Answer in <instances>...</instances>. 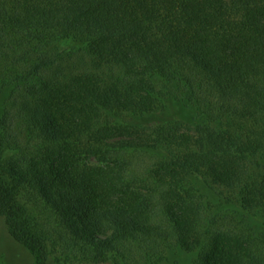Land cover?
<instances>
[{
    "label": "trees",
    "instance_id": "trees-1",
    "mask_svg": "<svg viewBox=\"0 0 264 264\" xmlns=\"http://www.w3.org/2000/svg\"><path fill=\"white\" fill-rule=\"evenodd\" d=\"M64 39L86 46L91 67L33 82L54 64L41 47ZM10 89L0 227L37 264L52 250L55 264H160L167 249L191 264H264V239L252 227L212 228L186 184L209 180L262 218L264 0H0V95ZM168 96L196 108L192 132L117 118L168 107ZM137 153L159 156L153 181L130 170ZM84 155L102 167L79 165ZM26 193L49 224L22 203Z\"/></svg>",
    "mask_w": 264,
    "mask_h": 264
},
{
    "label": "rangeland",
    "instance_id": "rangeland-1",
    "mask_svg": "<svg viewBox=\"0 0 264 264\" xmlns=\"http://www.w3.org/2000/svg\"><path fill=\"white\" fill-rule=\"evenodd\" d=\"M42 51H45L46 58L54 61V64L47 69L40 70L37 74L38 76L33 79L35 83L39 80L42 81L43 79L49 78L56 72H61L63 75L69 77L85 69H89L92 65V58L86 46L72 39L59 40L54 44H50V46H46L45 44L41 47V52ZM155 82L158 89H168L166 83L160 79H157ZM170 86H174V84H170ZM11 96L14 97V92L11 89L0 95V118L3 114L4 105L11 100ZM167 100L169 101L168 107L160 108L161 110H157L144 117H132V115L122 114L117 118L127 123L130 122L134 125L154 127V129L158 126L172 123V121H177L180 123L179 125L184 127L185 131L192 132L198 123L196 108L187 104L182 96L180 99L168 96ZM156 156L158 155L137 153L134 158H131L132 166L130 170H135L136 175L140 176L143 180L148 179V181H153L151 169L153 168V164H155ZM78 164L97 167H102L103 165L97 158L85 155L79 157ZM158 179L159 175L154 173V182ZM186 184L189 190L200 198L204 206L202 214H206L210 219L209 225H211L212 228L227 230L235 227H252L253 232L264 239V212L261 214V219L255 220L251 215L243 211L234 199L232 200L230 198L233 196L231 191L224 187L213 185L209 180L191 176ZM22 203L30 210L33 216L38 218L41 222L49 224V218L52 217L50 211L32 193L24 194ZM59 257L60 253L56 250H52L51 257L47 264H55V260ZM165 257V260L160 264H191L194 258L191 254L185 252L177 253L172 249L166 250ZM0 263L37 264L33 254L25 246L13 239L3 221H1L0 227ZM75 264H114V262L76 261Z\"/></svg>",
    "mask_w": 264,
    "mask_h": 264
}]
</instances>
